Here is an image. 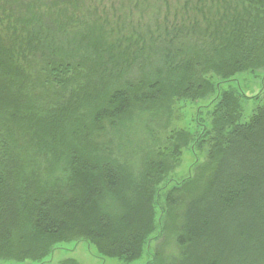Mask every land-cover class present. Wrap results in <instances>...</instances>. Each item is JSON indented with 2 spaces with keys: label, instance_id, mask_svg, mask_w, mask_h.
I'll return each instance as SVG.
<instances>
[{
  "label": "trees",
  "instance_id": "1",
  "mask_svg": "<svg viewBox=\"0 0 264 264\" xmlns=\"http://www.w3.org/2000/svg\"><path fill=\"white\" fill-rule=\"evenodd\" d=\"M146 1L0 0V263L80 242L139 261L193 142L171 134L168 160L154 130L176 101H216L207 163L166 197L181 226L170 264H264V85L220 89L264 70V0ZM108 130L150 143L108 147Z\"/></svg>",
  "mask_w": 264,
  "mask_h": 264
},
{
  "label": "rangeland",
  "instance_id": "2",
  "mask_svg": "<svg viewBox=\"0 0 264 264\" xmlns=\"http://www.w3.org/2000/svg\"><path fill=\"white\" fill-rule=\"evenodd\" d=\"M143 0H140L142 2ZM173 1V0H172ZM147 5L162 4L160 0H147ZM136 17L140 14L135 12ZM148 16L151 13H147ZM264 85V70L253 73H243L238 75L234 81L221 83L220 89L227 90L229 87H235L239 94L248 97L256 96L260 93ZM220 90V91H221ZM219 94V92H218ZM244 118L248 119L252 110L261 104V101H256L252 98L248 102L243 99ZM216 101L208 104L206 101L194 102L191 104L187 101H176L173 106V113L170 119L169 126L166 129L154 130L153 142L160 145V155L166 156L170 159L171 147L168 137L175 133H188L193 136L192 145L180 151L179 158L176 162L179 164L168 176L167 185L161 190L157 213V223L154 234L146 242L144 247V254L142 258L133 264H170L179 259L182 249L176 244L177 235L181 232L179 219L175 223L176 216L179 214V205L172 209L168 207L167 195L170 191L179 189L185 183L196 177L201 166L208 161L209 143L210 139L202 138L205 132L210 130L211 118L210 114L215 106ZM246 105L248 108L246 109ZM101 138L102 142H109L108 147L119 148L122 146L127 152L143 155L147 150L148 138L145 132L131 133L129 135L121 133H113L106 131ZM202 136V137H201ZM113 141V142H111ZM176 154V152H175ZM176 158V156H174ZM173 189V190H172ZM180 196V194H179ZM73 259L78 264H125L116 258H102L100 257L93 246L84 242L77 244L58 246L55 251L40 264H59L64 260ZM0 264H36L29 261L24 263H0ZM173 264V263H172Z\"/></svg>",
  "mask_w": 264,
  "mask_h": 264
}]
</instances>
